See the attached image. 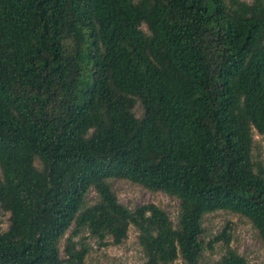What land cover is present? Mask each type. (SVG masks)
I'll return each mask as SVG.
<instances>
[{
  "label": "trees",
  "instance_id": "trees-1",
  "mask_svg": "<svg viewBox=\"0 0 264 264\" xmlns=\"http://www.w3.org/2000/svg\"><path fill=\"white\" fill-rule=\"evenodd\" d=\"M254 133L264 0H0V264H87L88 239L130 227L143 264H199L218 242L212 264H249L225 230L205 245L202 221L244 217L264 245ZM111 180L175 198L177 222Z\"/></svg>",
  "mask_w": 264,
  "mask_h": 264
},
{
  "label": "rangeland",
  "instance_id": "rangeland-1",
  "mask_svg": "<svg viewBox=\"0 0 264 264\" xmlns=\"http://www.w3.org/2000/svg\"><path fill=\"white\" fill-rule=\"evenodd\" d=\"M245 1L251 2V0ZM134 113L136 117L141 116L139 105L135 107ZM254 143L256 148L254 156L259 155L264 161V145L261 137L255 133ZM109 183L118 201L128 209L132 210L143 204H154L164 210L174 224L177 222L179 202L175 198L161 192L149 191L127 181L111 180ZM96 199L97 196L92 191L87 196L89 204H93ZM7 220L8 215L0 210V231L7 229ZM202 226L204 230L202 240L205 245L225 230L231 236V248L243 256L249 264H264V245L257 231L246 218L219 211L205 215ZM87 244L89 246L87 264H143L145 261L137 243V231L134 227H130L128 238L119 246L100 247L93 239H88ZM224 252L223 243H215L212 250L206 249L199 264H212L218 261ZM174 264H182V262L178 260Z\"/></svg>",
  "mask_w": 264,
  "mask_h": 264
}]
</instances>
